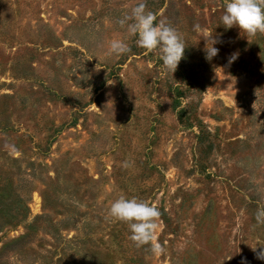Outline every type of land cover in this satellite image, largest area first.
<instances>
[{
	"label": "rangeland",
	"instance_id": "1",
	"mask_svg": "<svg viewBox=\"0 0 264 264\" xmlns=\"http://www.w3.org/2000/svg\"><path fill=\"white\" fill-rule=\"evenodd\" d=\"M137 3L0 0V264H264V32L146 0L185 41L171 73L118 23ZM121 194L158 207L163 254L108 215Z\"/></svg>",
	"mask_w": 264,
	"mask_h": 264
},
{
	"label": "clouds",
	"instance_id": "2",
	"mask_svg": "<svg viewBox=\"0 0 264 264\" xmlns=\"http://www.w3.org/2000/svg\"><path fill=\"white\" fill-rule=\"evenodd\" d=\"M118 23L127 26L128 33L137 38L139 47L148 52L159 50V60L163 68L171 73L175 72L184 57L185 41L169 22L157 21L156 15L146 10V0H138L131 8L130 14H125ZM221 23L225 29L235 26L249 36L264 32V0H224ZM194 28L198 29L199 25H194ZM207 39L210 46L205 48V59L210 61L219 52V49L214 47L219 40L211 34ZM109 47L111 53L117 56L131 50L129 45L120 39L111 41ZM238 55L233 52L227 58L228 65H231ZM128 166V162H122V167ZM108 215L113 220L128 225L129 239L137 247L150 245L154 254L164 253V247L159 242H154L157 221L161 215L157 206L121 194L111 203ZM255 219L258 224H264V207L257 210ZM257 259H264V248L257 254Z\"/></svg>",
	"mask_w": 264,
	"mask_h": 264
}]
</instances>
